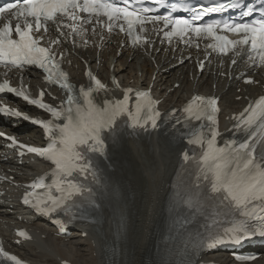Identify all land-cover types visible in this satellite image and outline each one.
<instances>
[{"label": "snow or ice", "instance_id": "snow-or-ice-1", "mask_svg": "<svg viewBox=\"0 0 264 264\" xmlns=\"http://www.w3.org/2000/svg\"><path fill=\"white\" fill-rule=\"evenodd\" d=\"M149 2L157 7L136 6L139 0H14L0 6V20L4 21L0 26V65L15 68L36 66L47 74L48 82L67 92L66 100L57 108L44 102L43 91L39 93V98H32L23 86L12 87L7 79L0 83V94L13 93L52 116L49 120L32 119L17 109L0 105V114L31 120L45 130L48 138L49 143L43 148L19 145L54 165L49 174L51 182H46L47 177L39 178L29 186L32 191L23 198V203L37 213L50 218L54 214H64L70 219H87L100 208L97 203L98 189L80 182L77 177L87 180L90 175L97 186L101 184L94 158L105 156L109 138L113 142L118 139V122L126 120L129 128L147 131L149 128L156 129L161 118L149 91H137L132 105L131 88L124 90L122 99L105 98L102 103H97L94 94H107L110 89L91 71L88 72L90 85L75 88L61 68L62 59H57L51 46L42 44L50 22L57 26V31L68 29L72 35L81 38L87 31L83 25L103 23L109 32L114 28L125 32L131 37L133 45L149 42L146 36L141 35L147 31V25L155 27L162 24L163 29H167L163 35L169 42L173 37L185 44L206 40L207 49L222 55L232 51L239 54L238 50L247 46L248 59L253 61L254 66L264 65V7L246 5L242 0H215L209 7L172 3L167 4L170 11L166 15H158L153 13L158 7L166 6V0ZM235 9H242V21L256 13L262 18L251 22L212 20L198 23L210 13ZM177 11L191 12L192 15L188 18L174 16ZM81 13L86 16H81ZM229 34L234 38H230ZM59 43V38L50 41V44ZM196 46L199 47V44ZM232 64H236L235 59ZM200 68L204 69L203 63ZM245 82L252 83L251 80ZM116 86L119 87L118 82ZM183 111L189 120L201 122L195 131L189 130L186 134L188 144L203 148L195 187L199 189L201 182H206L205 191L189 196L187 206L199 210L215 202L227 217L228 226L217 230L216 221L206 225L199 234L182 241L178 248L173 247L178 259L164 261L163 264H198L204 250L225 243L239 245L257 236L264 238V97L240 114V123L236 127L249 133L242 142L232 139L218 145L217 113L220 109L215 98L206 99L197 95ZM205 121L207 126L203 123ZM0 137L17 144L15 137H6L2 132ZM190 158L188 152L183 154L184 161ZM36 189H43V194L37 195ZM54 223L63 225L64 221L56 219ZM18 235L30 238L26 231H20ZM0 257L13 264H22L2 245ZM238 259L253 260L255 257Z\"/></svg>", "mask_w": 264, "mask_h": 264}, {"label": "bare ground", "instance_id": "bare-ground-1", "mask_svg": "<svg viewBox=\"0 0 264 264\" xmlns=\"http://www.w3.org/2000/svg\"><path fill=\"white\" fill-rule=\"evenodd\" d=\"M82 41L83 38L75 35L73 40L64 42L62 46L70 53L66 59H71L77 67L70 69L74 81L83 82L84 59L106 81L111 76H117L124 85L145 89L155 77L153 92L158 99L163 98L168 90L171 91L161 103L165 111L181 107L198 91L221 96L220 105L224 119L244 108L248 102L247 97L256 98L261 93L259 87L245 86L240 82L243 78L242 72L247 73L245 77L256 76L250 72L253 69L245 61V57L230 71L228 58L226 70L222 71L223 59L213 57L219 67L212 66L199 78L194 74V80L191 81L188 72L193 67L191 61L175 65L178 59L186 54L181 49L173 53L156 43L154 46L145 47L146 53L149 54L146 56L113 36H107V41L102 43L100 49H88ZM122 44L125 46L121 47ZM113 66L115 67L112 70ZM223 73L228 74L227 78L221 77ZM14 80L16 84L25 80L32 87L42 85L40 75L36 71L20 72ZM176 82L180 83V87L173 89ZM237 89H241L242 93L237 94ZM239 96H242L241 100L236 101ZM0 123L10 134L24 132L21 123L14 126L2 123L1 119ZM222 123L224 125V121ZM174 138L172 132L166 136L151 135L139 140L123 137L111 150L112 181L108 190L110 200L108 205L101 207L95 224L76 226L73 232L75 237L62 242L54 237V231L47 223L40 219L34 220L27 224L34 233V241L12 246L14 252L33 264H60L62 260H68L72 264H162L166 254L162 243L166 224V202L178 168L179 155L185 148L184 145H172L171 140ZM23 139L28 143L43 145L39 129H31L27 134H23ZM5 158H8L7 161ZM39 168L41 165L30 164L27 160L19 165V159L9 158L0 147V169L8 176H14L19 181H28L30 173L33 176L40 173ZM2 186L3 189L10 187L7 182ZM8 194H11V191ZM8 194L0 197V216L5 221L1 224V232L10 242L9 245H12L10 228L13 224H23L30 217L25 211L10 209L7 203ZM83 232H88L85 239L81 238ZM259 250L264 256L263 249ZM210 260L230 264L226 253L203 255L198 263ZM253 264H264V258Z\"/></svg>", "mask_w": 264, "mask_h": 264}]
</instances>
